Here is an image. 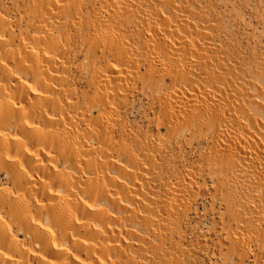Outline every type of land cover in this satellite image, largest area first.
Returning <instances> with one entry per match:
<instances>
[{"label":"bare ground","instance_id":"obj_1","mask_svg":"<svg viewBox=\"0 0 264 264\" xmlns=\"http://www.w3.org/2000/svg\"><path fill=\"white\" fill-rule=\"evenodd\" d=\"M176 1L0 0V179L7 181L0 184V264L171 263L167 224L178 226L195 181L187 173L156 201L143 192L164 169L114 120L138 83L152 97L161 94L155 103L167 114L169 136L185 123L196 138L212 132L208 165L250 189L230 200L246 233L235 250L246 256L249 233L264 248V221L245 215H264V123L249 113L241 121L234 110L245 112V102L220 93L228 74L205 58L194 35L219 25ZM71 56L83 59L87 90L77 88L82 75L71 74ZM228 121L239 133L238 153L226 151Z\"/></svg>","mask_w":264,"mask_h":264},{"label":"rangeland","instance_id":"obj_2","mask_svg":"<svg viewBox=\"0 0 264 264\" xmlns=\"http://www.w3.org/2000/svg\"><path fill=\"white\" fill-rule=\"evenodd\" d=\"M3 1L10 5L12 0ZM176 2L181 7L189 5L193 12L195 9L202 10L210 21H215L219 25L214 31H209L206 27L197 28L194 35L202 46H206L205 51L202 52L205 58L216 60L228 74L229 80L225 83L227 85L218 86L223 92L220 93L237 102H245L243 108L246 113L240 109V106L235 107L234 110L241 121L246 122V119H249L247 116L250 115L256 118L258 123H264V112L259 113L258 106L251 107V103L264 107V0H177ZM164 13L168 17L173 16L169 9L164 10ZM176 16L178 17L177 14ZM179 19L188 18L186 15H180ZM204 34L211 35L214 42L205 41ZM71 57L75 64L71 74L82 75V81L77 83L78 87H76L81 91L87 90L88 70L78 69V64L83 59L79 58L75 61L74 56ZM219 71L217 70V74ZM201 79L198 81L210 89ZM191 80L197 81L195 78ZM173 83L172 78H167L168 86ZM197 83L196 87L193 86L196 91L201 88L199 86L198 89L199 82ZM228 85H232L231 88ZM142 87V83L137 84L138 89L130 97L129 104L120 106L121 109L114 120L123 123L131 136L141 142L144 149L143 156L155 158L157 164L164 169L161 175L152 177L150 183L153 185H149V191L145 188L143 192L156 201L157 196L164 193L166 186L167 191L172 190L176 182L187 173H191L195 181L194 187L186 196L190 199V204L183 205V209H186L185 213L177 214L178 226L167 224L166 261H171L170 264H264V248L261 240L254 233L247 234L246 256H242L245 249L238 253L235 250L236 242L241 244L242 237L246 233L242 232L243 225L234 217L230 200L250 194V189L241 182L238 175L226 170H215L208 165V158L214 145L212 132L205 138H196L185 123L186 125L181 124L182 127L176 136H169L165 125L167 121L164 118H167V114L164 110L162 112L160 104L155 103L161 94L152 97L149 92L148 94L142 92ZM174 98V101H183L180 94ZM163 100L166 101L163 98L162 102ZM218 108L222 109L219 106ZM187 109L189 116L193 117L196 111L192 107ZM247 113L249 114L245 116ZM175 114L179 115L177 112ZM98 115L99 112H95V116ZM227 123L229 124L225 127L228 137L225 143L226 151L238 153L241 150L238 149L234 133L236 137L239 133L235 131L236 127L232 122ZM123 165L129 164L124 161ZM0 184H7L4 176L0 179ZM174 192L180 193L176 190ZM260 214V212L255 214L250 211L245 212L248 218L254 217L264 221V215ZM231 233L234 235L232 234L231 239H228ZM19 237L23 239V235Z\"/></svg>","mask_w":264,"mask_h":264}]
</instances>
